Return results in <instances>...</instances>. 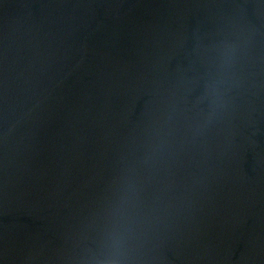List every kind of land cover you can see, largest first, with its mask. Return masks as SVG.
Wrapping results in <instances>:
<instances>
[{
	"label": "water",
	"instance_id": "95a60500",
	"mask_svg": "<svg viewBox=\"0 0 264 264\" xmlns=\"http://www.w3.org/2000/svg\"><path fill=\"white\" fill-rule=\"evenodd\" d=\"M264 264V0H0V264Z\"/></svg>",
	"mask_w": 264,
	"mask_h": 264
},
{
	"label": "clouds",
	"instance_id": "9594fccd",
	"mask_svg": "<svg viewBox=\"0 0 264 264\" xmlns=\"http://www.w3.org/2000/svg\"><path fill=\"white\" fill-rule=\"evenodd\" d=\"M121 238L119 234H114L112 237V250L111 254L102 264H120L119 253H120Z\"/></svg>",
	"mask_w": 264,
	"mask_h": 264
}]
</instances>
